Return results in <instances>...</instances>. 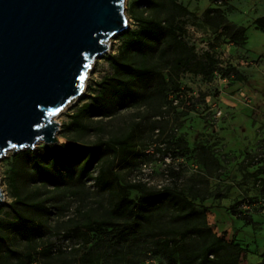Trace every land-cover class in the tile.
Segmentation results:
<instances>
[{
    "label": "rangeland",
    "instance_id": "obj_1",
    "mask_svg": "<svg viewBox=\"0 0 264 264\" xmlns=\"http://www.w3.org/2000/svg\"><path fill=\"white\" fill-rule=\"evenodd\" d=\"M131 1L125 0L127 30L135 26L128 10ZM178 1L196 14L187 17L186 36L197 52L202 55L210 51L220 66L236 67L248 82L224 77L219 70L211 80L190 72L182 75L183 97L179 95V99H183V106L170 107L157 117L159 130L152 132L147 125L143 128V133L156 139L161 149L150 150L148 164L153 172L147 184L183 189L193 198L213 232L243 248L235 264H264V30L254 22L264 16V0H230L226 5L210 0ZM209 7L222 9L225 23L230 25L226 32L212 25L215 18L205 13ZM241 29L244 41L241 33L233 36ZM120 37L121 33L110 39L106 54L117 51ZM105 55L93 63L83 96L91 84L110 71ZM82 97L57 116L61 129L70 121L69 114L76 110ZM176 97L171 95L172 99ZM133 111L107 120L103 138L121 134L131 126L135 120ZM59 135L61 144L66 138L61 131ZM97 138L95 132H87L82 141L92 144ZM44 145L40 143L34 150H42ZM25 151L16 155L9 152L0 160V186L5 193L0 217L13 203L16 190L26 202L44 201L47 212L31 208L23 212L43 222V242L56 243L63 249L61 256L47 264H181L170 263L164 254L151 251L156 228L183 227V221L174 219L168 208L158 211L153 223L132 246H118L115 242L97 245L93 233L87 243L77 235L67 237L75 222L86 231L84 225L90 219L108 216L106 194L92 181L80 188L43 183L32 172L31 154ZM18 154L21 156L15 158ZM117 170L124 182L144 177L138 164L119 163ZM139 194L137 190L130 191L133 198ZM235 211L251 216L254 224L237 218ZM193 239L188 244L198 245L199 241ZM17 245L22 247L24 243ZM231 253L233 250H228L224 256Z\"/></svg>",
    "mask_w": 264,
    "mask_h": 264
},
{
    "label": "trees",
    "instance_id": "obj_2",
    "mask_svg": "<svg viewBox=\"0 0 264 264\" xmlns=\"http://www.w3.org/2000/svg\"><path fill=\"white\" fill-rule=\"evenodd\" d=\"M229 1L210 0L222 5ZM128 10L135 26L121 34L116 52L105 55L110 71L91 84L87 95L69 114L70 121L62 125L61 135L66 141L44 145L42 150L25 151L31 154L32 172L53 187L80 188L92 181L106 194L108 216L90 219L84 225L86 231L75 222L67 237L77 235L87 243L93 233L97 245L115 242L118 246H132L153 223L158 211L168 208L174 219L183 221V227L156 228L151 242L153 254H164L170 263L235 264L243 248L213 232L204 211L183 189L151 187L141 180L124 182L117 166L119 163L141 166L151 160L149 150L161 151L156 139L145 135L143 128L147 125L152 132L159 130L157 117L170 107L183 106L184 73L211 80L219 70L224 77L244 82L248 79L236 67L220 66L210 51L202 55L197 52L186 36L187 17L196 14L178 0H132ZM205 13L215 18L212 25L216 29L222 32L229 29L222 9L209 7ZM254 22L258 29L264 30V16ZM242 30L233 36L241 33L242 38ZM173 94L177 95L175 99L171 98ZM129 110H134L132 125L123 133L104 139L105 122ZM87 132L98 135L92 144L82 141ZM131 190H137L138 197H131ZM46 206L44 201L26 202L17 190L14 192L13 203L0 217V264H47L63 254L61 246L42 241L43 222L23 212L25 208L47 212ZM233 214L247 224H254L247 214L236 211ZM191 239H197L198 245H189ZM22 243V247L17 245ZM228 250L233 253L224 256Z\"/></svg>",
    "mask_w": 264,
    "mask_h": 264
},
{
    "label": "water",
    "instance_id": "obj_3",
    "mask_svg": "<svg viewBox=\"0 0 264 264\" xmlns=\"http://www.w3.org/2000/svg\"><path fill=\"white\" fill-rule=\"evenodd\" d=\"M127 28L125 0H0V160L60 143L57 116Z\"/></svg>",
    "mask_w": 264,
    "mask_h": 264
},
{
    "label": "built area",
    "instance_id": "obj_4",
    "mask_svg": "<svg viewBox=\"0 0 264 264\" xmlns=\"http://www.w3.org/2000/svg\"><path fill=\"white\" fill-rule=\"evenodd\" d=\"M141 170L144 172V177H139L138 176L137 179L135 178V180H141V181L147 183V180L151 176V174L153 172V169H152L151 165H149L148 163H144V164L141 165ZM157 187L160 188V187H163V186L162 185H157Z\"/></svg>",
    "mask_w": 264,
    "mask_h": 264
}]
</instances>
